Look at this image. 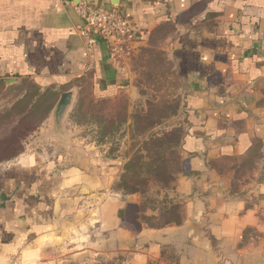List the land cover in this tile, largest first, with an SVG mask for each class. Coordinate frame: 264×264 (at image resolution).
<instances>
[{
	"label": "crops",
	"instance_id": "crops-1",
	"mask_svg": "<svg viewBox=\"0 0 264 264\" xmlns=\"http://www.w3.org/2000/svg\"><path fill=\"white\" fill-rule=\"evenodd\" d=\"M81 2L128 16L133 54L169 33L163 50L183 85L185 163L172 188L182 219L130 230L119 168L97 144L72 137L67 150H37L35 133L0 164V256L7 247L9 264H264V183L233 188L227 167L257 146L264 158V0H0V83L28 81L56 98L38 128L56 139L70 133L64 119L84 85L103 100L130 84L131 56L115 57L105 40L88 47ZM65 92L73 101L58 126Z\"/></svg>",
	"mask_w": 264,
	"mask_h": 264
},
{
	"label": "rangeland",
	"instance_id": "rangeland-1",
	"mask_svg": "<svg viewBox=\"0 0 264 264\" xmlns=\"http://www.w3.org/2000/svg\"><path fill=\"white\" fill-rule=\"evenodd\" d=\"M168 34L161 31L153 35L146 47L131 55L129 87L115 98L95 100L87 93L88 85H84L64 119V132L70 133L59 139L52 138L51 132L44 130L42 134L38 130L48 116V106H54L56 98L46 97V104L32 112L31 106L39 103L36 86L28 81L12 87L0 83V164L14 158L17 150H24L23 143L35 133V149L40 144L52 152L67 150L72 137L83 138L97 144L103 163L119 168L114 190L127 197L126 206H134L125 211L126 227L137 231L180 220L182 210L172 192L173 185L160 183L149 173L150 159L143 145L151 141L156 145L164 142L169 147V142L176 143L184 135L183 85L163 50ZM165 154L176 163L173 172L183 173L185 161L180 147L172 148V156L168 149ZM138 157L144 159V167L124 172L125 164ZM227 167L228 173L233 174V188L264 183V158L259 147L243 161L229 163ZM134 175L140 177V182L147 181L146 186L135 187L131 183Z\"/></svg>",
	"mask_w": 264,
	"mask_h": 264
},
{
	"label": "built area",
	"instance_id": "built-area-1",
	"mask_svg": "<svg viewBox=\"0 0 264 264\" xmlns=\"http://www.w3.org/2000/svg\"><path fill=\"white\" fill-rule=\"evenodd\" d=\"M76 11L84 21L89 48H92L98 40H105L115 57H129L133 54L134 39L128 16L114 10L94 8L83 2L78 4Z\"/></svg>",
	"mask_w": 264,
	"mask_h": 264
},
{
	"label": "trees",
	"instance_id": "trees-1",
	"mask_svg": "<svg viewBox=\"0 0 264 264\" xmlns=\"http://www.w3.org/2000/svg\"><path fill=\"white\" fill-rule=\"evenodd\" d=\"M36 91H37L36 94L40 95V96L38 95L39 96V103H34L31 106V110L30 111H32V112H34V110H37L38 107L40 106V104H42V105L46 104V103H44L46 101V99H45L46 97H49V96L52 97L51 94L48 93V92L41 93L38 90H36ZM52 105L48 106V110L53 108ZM27 112H29V111H27ZM181 140L182 139L180 138V139H178V141L176 143L169 142V145H170L169 147L165 146L166 144L164 142H161L160 144H157V145L153 144V142L151 143V141L150 142L147 141V142L143 143V145L146 148L147 158L150 159L149 160L150 164H147L150 167V172L149 173L152 174L158 180V182H160V183L164 182V184H166V182H167V184L168 183L169 184L172 183V185H173V183L176 180L178 174H181V172H180V173H178L176 175V173L173 172V170H174L173 165L175 166L176 163L175 162L173 163L169 158H167V155L165 154V149H168L169 155L172 156V148L180 147V141ZM4 147L6 148V146H4ZM254 150H255V148L252 151H254ZM252 151L250 153H252ZM2 152H4V151H2ZM19 153H20V150H17L15 152L14 156H17ZM143 160L144 159L142 157H138L136 159H130L124 166V172L133 171L134 169H141L146 164L145 162H142ZM243 160H241V161H243ZM139 178L140 177L138 175H134L133 177H131V183L135 187L136 186L137 187L138 186H146L147 181L140 182ZM132 207H134V206L133 205L125 206V208L120 212V214H119L120 215V219L122 220L123 223H124V219L123 218H124V214H125L126 209L132 208ZM157 210L158 209H153L152 211L156 212ZM158 211H160V210H158ZM161 213H162V211H161ZM181 219L177 220L176 222L164 224V225L158 226V227H154V226H148V227L159 228V227H163V226L170 225V224H179L181 222Z\"/></svg>",
	"mask_w": 264,
	"mask_h": 264
},
{
	"label": "water",
	"instance_id": "water-1",
	"mask_svg": "<svg viewBox=\"0 0 264 264\" xmlns=\"http://www.w3.org/2000/svg\"><path fill=\"white\" fill-rule=\"evenodd\" d=\"M72 101H73L72 92H65L60 96L54 111V121L58 126L60 125L62 117L65 115V113L71 106Z\"/></svg>",
	"mask_w": 264,
	"mask_h": 264
},
{
	"label": "clouds",
	"instance_id": "clouds-1",
	"mask_svg": "<svg viewBox=\"0 0 264 264\" xmlns=\"http://www.w3.org/2000/svg\"><path fill=\"white\" fill-rule=\"evenodd\" d=\"M22 239L23 238L21 237V241ZM9 251H12V249L6 247L5 254L3 256H0V264H9V257L7 255ZM36 255L37 253L35 250H28L24 253V259L26 262H34L36 259Z\"/></svg>",
	"mask_w": 264,
	"mask_h": 264
}]
</instances>
